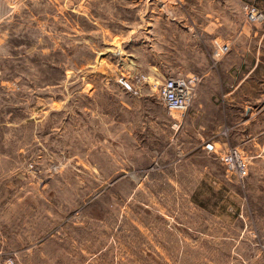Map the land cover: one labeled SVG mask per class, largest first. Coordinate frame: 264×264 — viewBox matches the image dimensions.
<instances>
[{"label":"rangeland","instance_id":"374dc122","mask_svg":"<svg viewBox=\"0 0 264 264\" xmlns=\"http://www.w3.org/2000/svg\"><path fill=\"white\" fill-rule=\"evenodd\" d=\"M259 182L264 0H0V263L264 264Z\"/></svg>","mask_w":264,"mask_h":264},{"label":"built area","instance_id":"2783aa9c","mask_svg":"<svg viewBox=\"0 0 264 264\" xmlns=\"http://www.w3.org/2000/svg\"><path fill=\"white\" fill-rule=\"evenodd\" d=\"M256 9L254 6H247L249 20L263 19L262 13ZM216 44L219 53L229 49L227 43L220 44L217 42ZM200 80V76L194 73L165 78L159 87L160 97L171 111L185 115L195 99ZM221 159L224 165L239 177L244 178L247 175L248 165L239 148L234 147L230 149L221 156ZM0 264H7V261Z\"/></svg>","mask_w":264,"mask_h":264},{"label":"crops","instance_id":"0c3cea01","mask_svg":"<svg viewBox=\"0 0 264 264\" xmlns=\"http://www.w3.org/2000/svg\"><path fill=\"white\" fill-rule=\"evenodd\" d=\"M252 189L258 191V194H257L258 197H259V195L264 197V182L257 183L256 187H253ZM235 207H236V210H237L236 211L237 215H239V217H242L244 220H247L246 214L241 209V207L240 206H235ZM256 208L258 209V207H256ZM263 211H264V209H263Z\"/></svg>","mask_w":264,"mask_h":264}]
</instances>
